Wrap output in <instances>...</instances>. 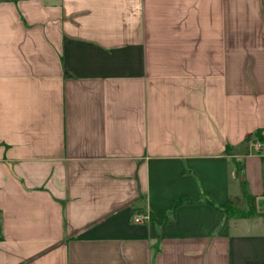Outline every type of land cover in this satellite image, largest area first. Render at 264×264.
<instances>
[{"label": "crops", "instance_id": "crops-1", "mask_svg": "<svg viewBox=\"0 0 264 264\" xmlns=\"http://www.w3.org/2000/svg\"><path fill=\"white\" fill-rule=\"evenodd\" d=\"M263 129L264 0H0V264H264Z\"/></svg>", "mask_w": 264, "mask_h": 264}, {"label": "trees", "instance_id": "trees-1", "mask_svg": "<svg viewBox=\"0 0 264 264\" xmlns=\"http://www.w3.org/2000/svg\"><path fill=\"white\" fill-rule=\"evenodd\" d=\"M182 202L184 201H177L174 204V207L178 206ZM242 204H246V207L243 208L241 206ZM220 208L237 217H252L258 214L256 209V197L247 193H244L243 197L230 199L226 205H222Z\"/></svg>", "mask_w": 264, "mask_h": 264}, {"label": "built area", "instance_id": "built-area-1", "mask_svg": "<svg viewBox=\"0 0 264 264\" xmlns=\"http://www.w3.org/2000/svg\"><path fill=\"white\" fill-rule=\"evenodd\" d=\"M254 153L259 156L264 163V129L255 133L253 140ZM149 213L134 211L131 217V222L134 224H141L146 220H150Z\"/></svg>", "mask_w": 264, "mask_h": 264}, {"label": "rangeland", "instance_id": "rangeland-1", "mask_svg": "<svg viewBox=\"0 0 264 264\" xmlns=\"http://www.w3.org/2000/svg\"><path fill=\"white\" fill-rule=\"evenodd\" d=\"M241 206L244 208V207H246V204H242Z\"/></svg>", "mask_w": 264, "mask_h": 264}]
</instances>
